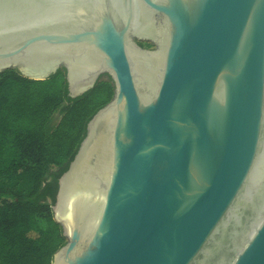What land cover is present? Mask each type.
<instances>
[{
    "label": "water",
    "instance_id": "1",
    "mask_svg": "<svg viewBox=\"0 0 264 264\" xmlns=\"http://www.w3.org/2000/svg\"><path fill=\"white\" fill-rule=\"evenodd\" d=\"M9 68L113 85L58 177L51 264H264V0H0Z\"/></svg>",
    "mask_w": 264,
    "mask_h": 264
},
{
    "label": "trees",
    "instance_id": "2",
    "mask_svg": "<svg viewBox=\"0 0 264 264\" xmlns=\"http://www.w3.org/2000/svg\"><path fill=\"white\" fill-rule=\"evenodd\" d=\"M112 95L108 78L69 97L63 68L43 80L0 72V264H51L65 242L51 212L58 177Z\"/></svg>",
    "mask_w": 264,
    "mask_h": 264
},
{
    "label": "rangeland",
    "instance_id": "3",
    "mask_svg": "<svg viewBox=\"0 0 264 264\" xmlns=\"http://www.w3.org/2000/svg\"><path fill=\"white\" fill-rule=\"evenodd\" d=\"M145 47H152V44H150L149 42H146ZM106 79H108V77L106 75H102L99 78V80H106Z\"/></svg>",
    "mask_w": 264,
    "mask_h": 264
}]
</instances>
